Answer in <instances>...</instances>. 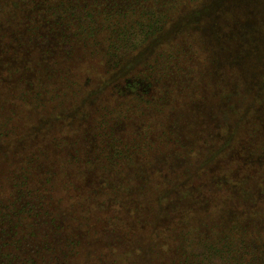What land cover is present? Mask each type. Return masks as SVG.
Returning <instances> with one entry per match:
<instances>
[{
    "label": "rangeland",
    "instance_id": "374dc122",
    "mask_svg": "<svg viewBox=\"0 0 264 264\" xmlns=\"http://www.w3.org/2000/svg\"><path fill=\"white\" fill-rule=\"evenodd\" d=\"M161 1L144 24L129 23L135 30L120 27L123 15L103 19L90 0H26L0 20L17 30L0 29L15 122L46 120L35 142L97 204V258L110 260L102 264H113L106 247L120 224L131 240L149 224L140 217L155 190L165 209L152 222L170 232L165 253L131 264H176L175 232L202 228L210 242L221 228L264 231V0ZM117 145L134 154L118 159ZM255 238L245 259L264 264V235ZM195 250L208 264L229 262L225 247Z\"/></svg>",
    "mask_w": 264,
    "mask_h": 264
},
{
    "label": "trees",
    "instance_id": "16d2710c",
    "mask_svg": "<svg viewBox=\"0 0 264 264\" xmlns=\"http://www.w3.org/2000/svg\"><path fill=\"white\" fill-rule=\"evenodd\" d=\"M25 1L0 0V20L6 21L9 18L12 12L10 8L16 6V3L22 12L19 3ZM90 1L97 3V15H103V19H114V23L115 17L123 15L120 27L123 29L130 25L133 30L135 26L131 24H144L147 17L159 13L160 7L156 5L160 0ZM60 10L63 11L62 7H57L56 13ZM127 13H131V19H125ZM60 19L63 20V14ZM0 29L4 35L11 29L17 31L14 26L8 29L5 24ZM120 39L121 33L115 39L116 46ZM2 54L3 50L0 51ZM11 63L6 59L1 63L3 67L0 65V264H97V259L98 264L108 263L110 260L97 258V204L88 205V199L80 187L75 185L64 164L57 157L49 156L47 149L40 147L43 143L35 142L37 135L44 136L46 120L36 115L33 123L27 122L25 127L28 129H22L15 122L18 94H8L6 84L2 85V72L8 70V73L13 74ZM11 88L13 86L7 89ZM20 95L25 96V99L29 97ZM168 133L172 131L168 130ZM114 150L118 153L114 155L118 159L123 155L124 159H128L134 154L130 145L113 146ZM148 185L144 189L138 188V193H150L151 186ZM57 190L62 195H57ZM143 205L148 212L140 219L149 220L146 228L132 240L123 224H120V234L111 235L114 243L106 247V253L115 255L111 260L113 264H131L135 257L141 258V254H149L150 251L156 254V259L164 255L161 240L170 232L152 222L165 209L161 190L150 193ZM102 228V233L107 230L106 226ZM203 231L200 228L195 233H172L179 239L171 258L178 261L176 264H208L205 257L196 256L195 249H201L202 244L225 247L230 254L228 264H250L245 255L257 251L262 239H256L255 236L264 235V231L256 227H233L228 231L221 228L219 237L209 242L203 239ZM91 256L93 261L89 262ZM210 256L207 255V258Z\"/></svg>",
    "mask_w": 264,
    "mask_h": 264
}]
</instances>
